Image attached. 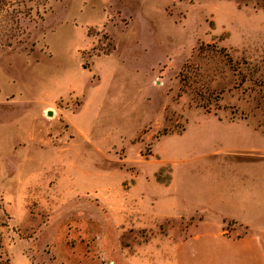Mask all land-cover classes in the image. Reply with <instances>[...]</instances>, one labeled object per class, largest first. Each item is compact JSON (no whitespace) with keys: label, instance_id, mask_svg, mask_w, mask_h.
Masks as SVG:
<instances>
[{"label":"rangeland","instance_id":"1","mask_svg":"<svg viewBox=\"0 0 264 264\" xmlns=\"http://www.w3.org/2000/svg\"><path fill=\"white\" fill-rule=\"evenodd\" d=\"M237 148L263 0H0V264H264Z\"/></svg>","mask_w":264,"mask_h":264},{"label":"crops","instance_id":"2","mask_svg":"<svg viewBox=\"0 0 264 264\" xmlns=\"http://www.w3.org/2000/svg\"><path fill=\"white\" fill-rule=\"evenodd\" d=\"M234 153V157L238 159L242 164L243 163H258V162H264V150L257 149V148H251V149H242L237 148L232 151ZM260 154H263L261 157ZM253 158H259V159H253ZM262 168L258 167H233L232 172L234 175H236V180L240 182L239 184L243 185V189L238 188L236 192H233V196L236 197L239 201H244L245 198H248L251 195L264 197V176L261 177L257 174L256 171L261 170ZM264 172V168H263ZM263 184V185H262ZM249 199V198H248ZM247 199V200H248ZM235 220V219H233ZM237 221V220H236ZM240 224L245 225L247 228V233L240 239L243 240V238L248 235L249 231V223H242L240 221H237ZM259 237H264V229H259L257 231Z\"/></svg>","mask_w":264,"mask_h":264},{"label":"trees","instance_id":"3","mask_svg":"<svg viewBox=\"0 0 264 264\" xmlns=\"http://www.w3.org/2000/svg\"><path fill=\"white\" fill-rule=\"evenodd\" d=\"M263 7H264V0H263Z\"/></svg>","mask_w":264,"mask_h":264}]
</instances>
